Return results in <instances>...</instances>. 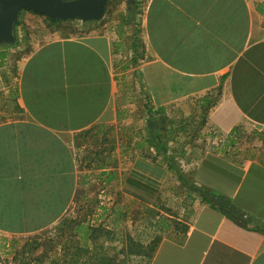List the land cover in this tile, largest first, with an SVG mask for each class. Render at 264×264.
I'll return each mask as SVG.
<instances>
[{"label": "crops", "instance_id": "obj_1", "mask_svg": "<svg viewBox=\"0 0 264 264\" xmlns=\"http://www.w3.org/2000/svg\"><path fill=\"white\" fill-rule=\"evenodd\" d=\"M24 13L0 48V238L101 184L102 213H152L148 264H264V0H134L85 34Z\"/></svg>", "mask_w": 264, "mask_h": 264}, {"label": "rangeland", "instance_id": "obj_2", "mask_svg": "<svg viewBox=\"0 0 264 264\" xmlns=\"http://www.w3.org/2000/svg\"><path fill=\"white\" fill-rule=\"evenodd\" d=\"M128 8V0H108L105 13L99 21L68 20L66 22L85 34L108 23L117 21L122 23L127 18ZM24 12L34 14L22 11L16 23L21 22V14H25ZM35 16L42 17L39 14ZM8 47V45H0V48ZM103 189L101 184L94 185L90 190L91 200L80 206L79 213H70L58 226L48 231L17 241L8 242L0 238V264H65L70 257L73 258L75 247L89 248L88 253L83 251L80 258L77 257L79 263L86 261L87 258H97L96 260L105 258L109 264H148V259L143 254L144 247L148 245H145L144 241L148 233L143 234L139 229L150 223L152 213L144 217L138 213L136 207H133V211L124 214L120 210V200L112 210L106 207L108 211H112L110 214L108 211L102 213L103 209L100 208L108 204L104 197L109 193L108 190ZM123 204L127 203L123 200ZM95 208L98 209L99 215L94 218ZM95 228H103L109 235L101 234L94 240L91 232ZM92 244L94 246H91Z\"/></svg>", "mask_w": 264, "mask_h": 264}, {"label": "water", "instance_id": "obj_3", "mask_svg": "<svg viewBox=\"0 0 264 264\" xmlns=\"http://www.w3.org/2000/svg\"><path fill=\"white\" fill-rule=\"evenodd\" d=\"M108 0H0V45L13 46L14 28L20 12L28 11L49 20L99 21ZM132 6L134 0H128Z\"/></svg>", "mask_w": 264, "mask_h": 264}, {"label": "trees", "instance_id": "obj_4", "mask_svg": "<svg viewBox=\"0 0 264 264\" xmlns=\"http://www.w3.org/2000/svg\"><path fill=\"white\" fill-rule=\"evenodd\" d=\"M129 7H131V6L129 5ZM47 20L50 21L51 23H58V22H60L58 20H49V19H47ZM123 23L127 25V23H128L127 22V19H125L123 21ZM168 159L169 158L166 159V162L169 163L168 164V166H169L168 168L170 170H174L178 174L179 172L176 170V168H174L173 164H171V162L168 161ZM184 185H185V183H184ZM193 191H197V190L196 189H193ZM91 233H93V238L92 239L96 238L97 236L99 237V235H101V234L104 235L105 233L109 235V233L108 232H105L103 230V228H95L93 230V232H91ZM158 241L159 240L156 238L155 240H153L152 242H150L146 247H144L143 254L146 256V258L148 259V261L151 259L152 254L154 253V251L156 249V246H157ZM91 246H94V245L92 244ZM73 249H74V253H75V254H72L73 258L70 257V259L65 264H109V261H107L105 258H101L100 260H96L97 258H93V259H90V258L88 259L87 258L86 261L79 263V261H77V257L80 258V255H82L83 251L88 253V251H89L88 249L89 248L88 247H85V248L84 247H75Z\"/></svg>", "mask_w": 264, "mask_h": 264}]
</instances>
